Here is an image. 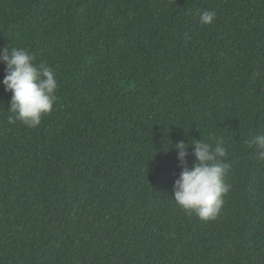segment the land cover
<instances>
[{"label": "trees", "instance_id": "1", "mask_svg": "<svg viewBox=\"0 0 264 264\" xmlns=\"http://www.w3.org/2000/svg\"><path fill=\"white\" fill-rule=\"evenodd\" d=\"M7 47L59 86L10 124L0 62V264H264V0H0ZM201 139L230 165L207 222L173 199Z\"/></svg>", "mask_w": 264, "mask_h": 264}, {"label": "clouds", "instance_id": "2", "mask_svg": "<svg viewBox=\"0 0 264 264\" xmlns=\"http://www.w3.org/2000/svg\"><path fill=\"white\" fill-rule=\"evenodd\" d=\"M216 13L204 11L199 19L202 25L214 23ZM34 57L24 48L0 49V62L6 65L3 85L12 93L8 123L21 122L36 128L42 117L53 111L56 102L58 81L52 68L41 63L37 66ZM255 148L257 159L264 162V134L252 135L245 141ZM178 153L181 172L175 180L173 199L186 213L207 222L215 220L224 204V196L230 185L226 182L230 165L223 139H217L213 147L205 139L192 140L191 145L179 141L174 145ZM194 149L195 161L188 166V148Z\"/></svg>", "mask_w": 264, "mask_h": 264}]
</instances>
